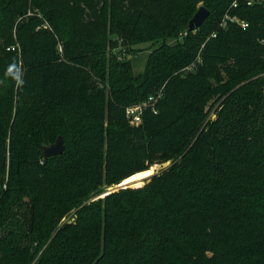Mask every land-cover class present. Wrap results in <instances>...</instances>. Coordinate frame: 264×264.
<instances>
[{
    "label": "trees",
    "instance_id": "1",
    "mask_svg": "<svg viewBox=\"0 0 264 264\" xmlns=\"http://www.w3.org/2000/svg\"><path fill=\"white\" fill-rule=\"evenodd\" d=\"M232 1L0 0V264H264V8L221 30ZM109 35L163 43L134 76ZM163 85L171 119L130 128L125 108Z\"/></svg>",
    "mask_w": 264,
    "mask_h": 264
},
{
    "label": "rangeland",
    "instance_id": "2",
    "mask_svg": "<svg viewBox=\"0 0 264 264\" xmlns=\"http://www.w3.org/2000/svg\"><path fill=\"white\" fill-rule=\"evenodd\" d=\"M199 7H202V4H199ZM43 28H46V27H43ZM181 37H182V33L180 34V37L178 39H169V40H167L166 44L168 46H173L178 41H181ZM109 38L110 39H114L116 41H115V44H113V45L112 44L111 45L108 44L107 55L110 54L111 56H116V61L117 62L118 61H123V62L130 61L131 62V68H132V74L134 76L140 75V74L143 73L144 68H145V64H146V61H147L149 55L154 50L159 48L162 45V43H163L161 41H156V42L142 43V44H138V45H134V46H127V45L124 44V42H123V40L121 38H117L114 35H109ZM58 50L61 53V48L60 47L58 48ZM119 57L121 58V60H118ZM195 68L196 67H195L194 63L190 64L189 66H187L186 68L181 70L182 76H183V74L194 72ZM164 89H165V87L163 85L160 88L154 89L148 95V97L154 96L157 101H156V103L154 105H149L147 108H145L142 111V113L140 115L139 123L131 124L129 122V120L126 118V115H125V118H126L130 128L138 129L139 132L144 134V132H146V131L154 130V127H156V126L153 123L157 124L159 121H164V123H167L171 119L172 115H171L170 112L168 114L166 113L165 115L163 113V111L167 112V110H165V106H163L164 103L167 104L166 102H164L165 101L164 99L166 98V94H167V89H165V90ZM146 100L141 101L140 103H145ZM135 104H139V103H135ZM126 108H125V110H126ZM147 111L154 118L159 117L160 119L156 120V119L153 118V120H152V118H151L149 121L145 122V116L144 115H145V113ZM161 115H162V119H161ZM210 119L211 120H215L216 119V116L214 115L213 112L210 114ZM143 143H144L143 140L139 141V145H142ZM169 164L170 163H165V164H161V165H154L153 167H151L149 169V170L152 171L151 175L154 174V173H158V172L162 171L163 169L167 168L169 166ZM114 188L115 187L106 188V189H104V191L106 192V191H109V190L114 189ZM96 198L97 197L93 198L90 202L97 201V200H95ZM68 219L71 220V221L74 220L71 217H69V218H66L65 220H63V222H66V220H68Z\"/></svg>",
    "mask_w": 264,
    "mask_h": 264
},
{
    "label": "built area",
    "instance_id": "3",
    "mask_svg": "<svg viewBox=\"0 0 264 264\" xmlns=\"http://www.w3.org/2000/svg\"><path fill=\"white\" fill-rule=\"evenodd\" d=\"M240 3H244L248 7L262 6L264 8V0H233L228 11L223 15L221 21L218 24V28L221 30L227 29L231 24L237 25L238 27L244 29L248 27L247 22L239 19L237 16L232 15L231 12L238 8ZM186 34V33H185ZM211 37H215L214 34ZM264 45V40L260 41ZM118 60H121L119 57ZM154 96L147 98L145 103L134 104L126 108L125 115L131 124H137L140 121V115L142 111L149 105H154L156 103Z\"/></svg>",
    "mask_w": 264,
    "mask_h": 264
},
{
    "label": "water",
    "instance_id": "4",
    "mask_svg": "<svg viewBox=\"0 0 264 264\" xmlns=\"http://www.w3.org/2000/svg\"><path fill=\"white\" fill-rule=\"evenodd\" d=\"M209 15L210 12L206 8L199 7L188 23L187 32H194L195 30H197L203 24V22L209 17ZM42 151H43L44 159L62 156L64 153V144L62 138L58 136L53 144L44 147ZM146 178L142 179L139 182L142 183L140 187H133L138 184L136 182H132L128 184H121L122 183L121 182L120 184L115 186L114 189L106 191L102 196L97 197L95 200L103 199L106 196L110 195L111 193L118 192L120 190L141 188L145 185L144 181Z\"/></svg>",
    "mask_w": 264,
    "mask_h": 264
},
{
    "label": "clouds",
    "instance_id": "5",
    "mask_svg": "<svg viewBox=\"0 0 264 264\" xmlns=\"http://www.w3.org/2000/svg\"><path fill=\"white\" fill-rule=\"evenodd\" d=\"M7 75L10 76L17 85L22 83V71L17 64H11L8 66Z\"/></svg>",
    "mask_w": 264,
    "mask_h": 264
},
{
    "label": "bare ground",
    "instance_id": "6",
    "mask_svg": "<svg viewBox=\"0 0 264 264\" xmlns=\"http://www.w3.org/2000/svg\"><path fill=\"white\" fill-rule=\"evenodd\" d=\"M151 173H152V171L148 170V171H145V172H142V173L135 174V175L127 178L126 180H124L121 184H128V183L136 182L138 184L136 186H133V187H140L142 185V183H139V182L142 179L150 176Z\"/></svg>",
    "mask_w": 264,
    "mask_h": 264
}]
</instances>
